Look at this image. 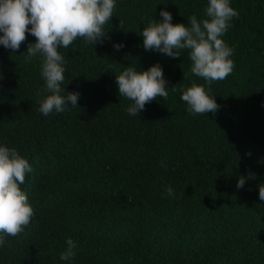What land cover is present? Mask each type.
Wrapping results in <instances>:
<instances>
[{
  "label": "trees",
  "instance_id": "trees-1",
  "mask_svg": "<svg viewBox=\"0 0 264 264\" xmlns=\"http://www.w3.org/2000/svg\"><path fill=\"white\" fill-rule=\"evenodd\" d=\"M115 2L110 39L78 37L59 49L62 86L80 93L78 107L63 113L39 111L50 93L37 96L42 57L26 59L36 38L26 33L15 53L0 45V146L33 169L20 185L31 223L6 237L0 264H264V0H229L239 18L221 38L234 49V68L212 83L219 111L204 115H190L181 100L192 83L207 91L191 73L189 50L178 59L146 52L140 34L162 21L161 11L173 25L207 19L209 0ZM157 63L166 88L177 90L130 116L115 76ZM249 173L255 178L237 189ZM69 238L76 255L63 261Z\"/></svg>",
  "mask_w": 264,
  "mask_h": 264
},
{
  "label": "clouds",
  "instance_id": "clouds-1",
  "mask_svg": "<svg viewBox=\"0 0 264 264\" xmlns=\"http://www.w3.org/2000/svg\"><path fill=\"white\" fill-rule=\"evenodd\" d=\"M115 8V0H0V45L15 53L26 41V33L36 38L34 44L27 45L26 59L42 57L41 76L45 84L37 96L50 93L39 101L42 115L63 113L69 105L78 107L80 93L67 92L62 86L67 61L59 49H67L78 37L92 45L103 44L105 39H110L105 26L114 17ZM159 15L162 21L149 22L140 34L144 51H156L178 59L181 50H189L191 73L206 82L207 91L204 85L192 83L191 87L183 90L181 100L186 102L190 115L215 114L221 106L210 96L212 83L225 80L234 68L230 59L234 49L228 47L221 37L231 27L232 19L239 18V12L230 7L229 0H209L207 19L198 21L193 15L187 25H173L170 12L161 11ZM120 26L123 29L122 21ZM113 47L119 51L124 45L113 44ZM115 77L119 96L131 102L126 109L130 116H139L146 104L158 97L167 100L168 89L177 90L176 86L166 88L168 81L159 63L147 71H137L134 66H128ZM32 171V166L15 148L0 146V246L5 244L6 237L19 236L31 223L33 209L20 185ZM254 178L251 173L240 177L236 188H243L246 179ZM166 193L174 195L171 186L166 188ZM259 199L264 201V184L259 186ZM66 244L60 259L71 261L76 255L74 249L77 245L71 238Z\"/></svg>",
  "mask_w": 264,
  "mask_h": 264
}]
</instances>
